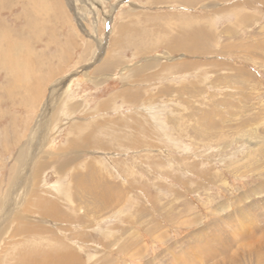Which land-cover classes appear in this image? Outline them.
<instances>
[{
	"label": "rangeland",
	"instance_id": "374dc122",
	"mask_svg": "<svg viewBox=\"0 0 264 264\" xmlns=\"http://www.w3.org/2000/svg\"><path fill=\"white\" fill-rule=\"evenodd\" d=\"M0 43V264H264V0H0Z\"/></svg>",
	"mask_w": 264,
	"mask_h": 264
},
{
	"label": "bare ground",
	"instance_id": "6f19581e",
	"mask_svg": "<svg viewBox=\"0 0 264 264\" xmlns=\"http://www.w3.org/2000/svg\"><path fill=\"white\" fill-rule=\"evenodd\" d=\"M48 1V0H47ZM40 3V2H39ZM22 4V3H21ZM39 5V4H38ZM41 5V4H40ZM37 6V5H36ZM39 7V6H38ZM36 10V9H35ZM40 13V12H39ZM5 17V16H4ZM28 18V17H27ZM10 30V27H9V29H7V30H4L5 32H8ZM35 31V30H34ZM13 35V34H12ZM186 37H188V36H186ZM9 39V38H8ZM189 40V39H188ZM21 41H22V38H21ZM7 42V41H6ZM9 43V42H8ZM26 43V42H25ZM175 43V42H174ZM18 45V44H17ZM5 46H3L1 43H0V62L2 63V62H5L6 64H11L10 62H9V60L7 59V57H6V54H8L10 51H12L11 49V47L10 46H8V48H4ZM14 47V46H13ZM27 47H28V45H27ZM18 48V47H17ZM19 50V49H18ZM29 51V50H28ZM20 52V51H19ZM11 54V53H10ZM29 54V53H28ZM10 56V55H9ZM18 69V68H17ZM14 70H16V69H14ZM14 76V75H13ZM21 78V77H20ZM19 81V80H18ZM116 132V131H115ZM118 132V131H117ZM23 158H25L24 157V153H20L19 154V156H18V158H17V162H23ZM21 164V163H20Z\"/></svg>",
	"mask_w": 264,
	"mask_h": 264
}]
</instances>
